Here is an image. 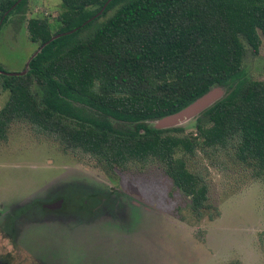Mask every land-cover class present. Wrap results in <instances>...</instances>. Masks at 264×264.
Listing matches in <instances>:
<instances>
[{
    "label": "trees",
    "instance_id": "trees-1",
    "mask_svg": "<svg viewBox=\"0 0 264 264\" xmlns=\"http://www.w3.org/2000/svg\"><path fill=\"white\" fill-rule=\"evenodd\" d=\"M108 1L62 0L55 33L46 19H30V38L43 48L25 75L0 67V94H10L0 140L12 123L28 120L112 166L159 160L200 211L208 185L175 156L180 149L194 155L198 142L181 136L182 128L148 121L218 85L227 94L203 111L198 131L209 146L232 144L240 160L264 173V81L249 79L244 68L247 48L259 54L264 41V0ZM27 6L0 0V21Z\"/></svg>",
    "mask_w": 264,
    "mask_h": 264
},
{
    "label": "rangeland",
    "instance_id": "rangeland-1",
    "mask_svg": "<svg viewBox=\"0 0 264 264\" xmlns=\"http://www.w3.org/2000/svg\"><path fill=\"white\" fill-rule=\"evenodd\" d=\"M62 11V0H28L25 13L1 20L0 67L27 70L41 48L30 19H46L55 33ZM244 68L264 81V41L259 54L247 48ZM211 91L207 107L227 94L218 85ZM9 97L0 94V110ZM204 109L168 126L148 121L198 142L194 155L175 156L208 185L200 211L159 160L112 166L28 120L12 123L0 140V264H264V173L232 144H207L197 127ZM55 201L62 209L42 206Z\"/></svg>",
    "mask_w": 264,
    "mask_h": 264
},
{
    "label": "water",
    "instance_id": "water-1",
    "mask_svg": "<svg viewBox=\"0 0 264 264\" xmlns=\"http://www.w3.org/2000/svg\"><path fill=\"white\" fill-rule=\"evenodd\" d=\"M110 1V0H109ZM108 1V3H109ZM107 3V4H108ZM107 4L103 7V9L100 11L99 15L102 14V12L104 11V9L106 8ZM59 35L55 36L58 37ZM53 37V39L55 38ZM43 46H41V48L32 56V58L28 61V67L27 70L23 71V72H9L10 74H21V75H25L30 67V61L42 50ZM222 87V86H221ZM213 97H212V91L210 90L209 92H207L206 94H204L203 96H201L200 98H198L197 100H195L193 103H191L189 106L185 107L184 109H182L181 111L163 117L161 119H159L164 125L168 126L174 123H177L180 120L185 119L187 116L192 115L195 112H198L202 109L206 110L207 108H209L210 106L207 107V105L212 101ZM218 101V100H217ZM215 103V102H214ZM213 103V104H214ZM212 106V105H211ZM203 110V111H204ZM160 128V127H157ZM61 201V200H60ZM60 202L55 203L54 205H50V207H56L59 206Z\"/></svg>",
    "mask_w": 264,
    "mask_h": 264
},
{
    "label": "flooded vegetation",
    "instance_id": "flooded-vegetation-1",
    "mask_svg": "<svg viewBox=\"0 0 264 264\" xmlns=\"http://www.w3.org/2000/svg\"><path fill=\"white\" fill-rule=\"evenodd\" d=\"M60 200L61 199H63V198H59ZM58 199V200H59ZM57 200V201H58ZM64 201H65V199H63ZM57 201H55V202H57ZM55 202H52V203H43V208H45V209H47L48 211H49V213L51 212V211H53V212H55V209H57V208H59L61 205H59V206H56V207H50V205H54L55 204ZM86 202H88V200L86 201ZM63 204H64V202H63ZM62 207H63V205H62ZM62 207L61 208H59L58 210H60V209H62Z\"/></svg>",
    "mask_w": 264,
    "mask_h": 264
}]
</instances>
